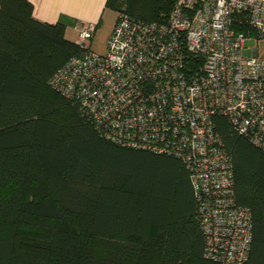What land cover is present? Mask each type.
<instances>
[{"label":"trees","instance_id":"1","mask_svg":"<svg viewBox=\"0 0 264 264\" xmlns=\"http://www.w3.org/2000/svg\"><path fill=\"white\" fill-rule=\"evenodd\" d=\"M176 0H106L164 21ZM63 18L0 0V264H221L202 254L188 171L171 155L102 137L47 83L85 50ZM215 130L233 161L236 202L252 217L241 264H264V151L223 115Z\"/></svg>","mask_w":264,"mask_h":264},{"label":"built area","instance_id":"2","mask_svg":"<svg viewBox=\"0 0 264 264\" xmlns=\"http://www.w3.org/2000/svg\"><path fill=\"white\" fill-rule=\"evenodd\" d=\"M95 28L77 27L85 50L48 85L105 139L178 158L196 202L203 256L243 263L251 212L236 202L233 161L213 117L223 115L264 151V55L244 45L264 40V0H176L164 21L119 11L104 53L88 46Z\"/></svg>","mask_w":264,"mask_h":264},{"label":"crops","instance_id":"3","mask_svg":"<svg viewBox=\"0 0 264 264\" xmlns=\"http://www.w3.org/2000/svg\"><path fill=\"white\" fill-rule=\"evenodd\" d=\"M32 4V16L40 21L55 23L63 18L66 22L64 35L69 30L86 23H94L97 26L108 7L106 0H28ZM94 31V34H95ZM93 34V36H94ZM78 41L77 39L74 40ZM91 48V42L88 43Z\"/></svg>","mask_w":264,"mask_h":264},{"label":"rangeland","instance_id":"4","mask_svg":"<svg viewBox=\"0 0 264 264\" xmlns=\"http://www.w3.org/2000/svg\"><path fill=\"white\" fill-rule=\"evenodd\" d=\"M116 16L117 12L115 10H112L110 8L105 10L97 26L94 36L89 41L91 42V49L99 53H104L106 51V41L113 27ZM65 37L74 41L75 39H77V31L71 29L68 31V34L65 35ZM244 45L247 47L255 46L258 49V54L264 55V40L257 41L250 38L244 41ZM242 52L244 55L250 54V50L248 48L243 49Z\"/></svg>","mask_w":264,"mask_h":264}]
</instances>
